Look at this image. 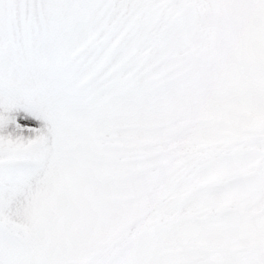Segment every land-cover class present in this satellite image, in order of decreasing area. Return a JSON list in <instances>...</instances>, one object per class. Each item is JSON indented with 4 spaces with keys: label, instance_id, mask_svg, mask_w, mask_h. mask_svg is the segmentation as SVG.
I'll use <instances>...</instances> for the list:
<instances>
[{
    "label": "snow or ice",
    "instance_id": "obj_1",
    "mask_svg": "<svg viewBox=\"0 0 264 264\" xmlns=\"http://www.w3.org/2000/svg\"><path fill=\"white\" fill-rule=\"evenodd\" d=\"M0 264H264V0H0Z\"/></svg>",
    "mask_w": 264,
    "mask_h": 264
}]
</instances>
